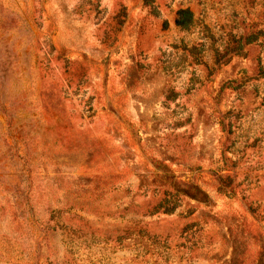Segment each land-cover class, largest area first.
<instances>
[{"label":"rangeland","instance_id":"obj_1","mask_svg":"<svg viewBox=\"0 0 264 264\" xmlns=\"http://www.w3.org/2000/svg\"><path fill=\"white\" fill-rule=\"evenodd\" d=\"M0 264H264V0H0Z\"/></svg>","mask_w":264,"mask_h":264},{"label":"trees","instance_id":"obj_2","mask_svg":"<svg viewBox=\"0 0 264 264\" xmlns=\"http://www.w3.org/2000/svg\"><path fill=\"white\" fill-rule=\"evenodd\" d=\"M180 25H183V24H180Z\"/></svg>","mask_w":264,"mask_h":264}]
</instances>
